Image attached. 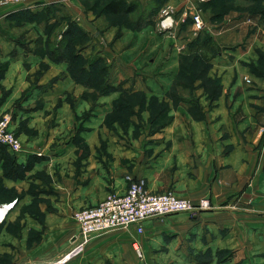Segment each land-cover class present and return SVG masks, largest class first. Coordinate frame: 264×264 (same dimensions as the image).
Returning <instances> with one entry per match:
<instances>
[{
  "label": "crops",
  "instance_id": "1",
  "mask_svg": "<svg viewBox=\"0 0 264 264\" xmlns=\"http://www.w3.org/2000/svg\"><path fill=\"white\" fill-rule=\"evenodd\" d=\"M50 1L23 0L19 5L3 6L0 25L18 20L28 10L36 12ZM136 1L144 11H150L155 3ZM209 1L159 0L162 8H172L171 29L160 25L159 7L152 13L151 22L139 28L108 24L103 16H94L92 31L99 32L105 44L98 49L95 42L89 43L83 54L90 59L104 58L111 84L121 87L96 97L92 103L83 96L87 88L72 80L64 62L50 60L45 74L36 78L38 62L43 58L33 51L35 24L25 23L11 31L2 27L9 35L0 38V60L4 62L0 116L13 108L11 130L15 132L14 127L22 124L38 130L29 137V150L19 151L18 162H24L39 142H45L39 148L45 155L50 153L51 160L60 162L59 172L71 167L74 171L70 174L76 170L77 176L75 180L66 178L64 183L68 185L61 187L59 198L50 197V203L58 208L45 213V219L58 223L59 230H50L33 243L25 229L19 235L0 231V264H59L57 260L71 244L80 241L79 228L70 225L65 207L95 205L110 193H123L126 175L143 178L149 191L171 190L194 203L207 198L209 207L193 216L177 212L148 218L141 223V231L131 224L93 234L75 254L76 259L71 261L73 255L66 264H264V135L260 132L264 125V21L257 20L264 17V0H222L226 9L219 19L211 21ZM246 2L256 8L246 9ZM195 12L201 14L212 44L220 51L210 58L207 72L209 77L219 79L218 96L209 99L206 90L198 86L199 81L190 92L198 102L201 117L192 115L187 103L170 96L180 71V56L198 36L191 20L192 36L182 38L176 30ZM22 32L24 37L19 36ZM60 73H64L62 80L42 86ZM1 89L6 91L4 98ZM121 90L143 95L141 117L132 120L125 132L114 121L116 132L102 134V118L112 111ZM70 94L74 105L69 101ZM152 99L166 105L165 116L155 122L148 110ZM86 110L91 111L83 124L87 129L77 135L86 149L71 145L69 134H58L53 127L48 133L41 129L45 125L70 126ZM133 122L145 126L134 134ZM153 124L158 128L148 133ZM16 135L22 142L23 135ZM60 140L67 144L48 149L49 143ZM48 161L34 162L29 175ZM70 180L74 184L70 185ZM2 182L7 186L25 184L24 179L4 176ZM16 203L10 212L0 206V221L16 218L20 211Z\"/></svg>",
  "mask_w": 264,
  "mask_h": 264
},
{
  "label": "rangeland",
  "instance_id": "2",
  "mask_svg": "<svg viewBox=\"0 0 264 264\" xmlns=\"http://www.w3.org/2000/svg\"><path fill=\"white\" fill-rule=\"evenodd\" d=\"M93 1L94 0H87V2L84 3L82 0V2H80L78 5L72 1L60 3L59 1L53 0V1L47 2L43 4L40 10H37L36 12L28 10L26 13L20 15L19 16L20 18H18V20L10 19V20L4 21L3 25H0V38L1 39L3 37L7 38L5 34L9 35L7 32L5 33V31L2 30V27L9 28V31H11L12 30L11 28L15 26H23L25 23H33L36 25L37 31H35L36 35L33 38V41L35 44L33 47V51L36 52V54L39 57H42L44 59L38 62L37 70L35 72V76L37 79H39L45 74L46 70L49 67L50 60L53 62H64L67 64V62L64 61L62 58L70 59L73 56V54L76 52L80 53L82 56L85 57L87 64L94 62L96 59L101 58V57H97L96 59L88 58L85 54H83V51L86 48L85 46L88 45L89 43L95 42L94 44L95 45L97 44L96 47L99 49L102 45L105 44V42L101 38L99 32L92 31V28H93L92 22L95 21L94 16H96L94 9L92 10L90 8V7H94ZM157 1L158 0H156V2ZM72 4L74 5V7ZM246 4L248 3L246 2ZM16 5H19V3H16ZM157 6L160 8L159 10L161 12L160 19H159L160 25H162L161 21L163 20V18H165L166 16H169L168 20L170 21L171 26H172L174 15H173L171 6L167 5V6H164L163 8H162V5H157ZM254 8L256 7H253L251 4H248L246 6V9H249V10H252ZM163 9H167V13H162ZM135 13L136 14L133 15L135 18L143 16V12H141L140 10H138ZM211 14L212 12L210 13V15ZM133 16L120 14V15H114L113 19L117 22L127 21L128 19L130 20ZM148 16L149 15H147L146 18H148ZM211 16H213V14ZM191 19L192 18L187 17L184 20V22H182L180 28L178 29L177 27L176 35H179L180 37L186 38V39L192 36V31L189 26ZM209 20L211 21L212 17H210ZM257 20L264 21V17L261 16V18ZM171 26H170V29L172 28ZM67 28L69 29V32L64 33V30ZM205 29H206V26H204V29L200 31H196V34L199 35L200 33L204 32ZM166 31H162V32L160 31V34H166ZM169 32L172 33L171 30H169ZM19 36L24 37L25 35L22 32ZM8 37L11 38V36H8ZM108 49L112 50V53H113L112 48H108ZM50 57L54 59H59L61 57L62 61H55L54 59ZM76 66L77 64L75 63L74 65H72L71 68L75 69ZM66 69L68 70V64L66 66ZM3 71H4V62L0 60V76H2ZM109 72H110L109 69L108 71L105 72L107 73L106 75H108V77H106L105 75H103L105 76L103 77L102 74L99 75L97 72H95V77L93 76V74L88 73L82 77L79 76L78 79L86 81L87 85L89 86L102 88L103 82H105V79L108 80V82L111 84ZM63 76H64V73L57 74L56 76L49 79L46 83H43L42 86L53 85L56 82H59V80H62L61 78ZM72 80L76 84L83 85L82 83L76 82L75 81L76 79L74 80L72 78ZM184 81H186V79ZM179 91L185 93L187 89L183 87L182 89L179 88ZM5 93L6 91L2 92V89H1V95H2L1 98L6 97ZM95 94H96V91L91 88H87L83 92L84 98L86 100L91 101V103H92L93 98L96 96ZM43 95L44 94H41V96ZM27 97L28 95L25 96V98ZM69 101L71 105H74L75 99H73L71 94L69 95ZM13 106L16 107V102L13 104ZM155 110L157 112L158 109L155 107ZM2 114L3 115L7 114V115H10V117H12L14 114L13 108L9 109L7 112H4ZM90 114H91L90 110L84 111L82 116L79 117V119H75L72 122V124H70V126L60 127V126H55V125L53 126L45 125V126H42L41 129L43 130V132L48 133L49 130L52 129L53 127L54 132L58 134L59 133L69 134L71 135V137L69 138L68 142L71 145L78 146L79 148L84 147L86 149L87 145L81 143L77 139V135L80 132H82L84 129H87V126H84L83 124H84V121L90 117ZM107 114L104 116V118H102V122L100 123L101 124L100 132L102 134L116 132L115 126L113 125L114 118L119 119L121 121L119 123L120 129L122 132H125L128 129L129 124L130 123L132 124V120L137 121L141 117L140 113H137L136 115L132 117V120L128 122L127 120H125V118L124 119L122 118L123 116L127 114V112H122V113L119 112V115L115 113H110L108 115ZM133 124H135L134 125L135 127H133V130H132L134 134L139 133V129L140 128L143 129V127L145 126L144 124H142V122H137V123L133 122ZM155 128H156V125L154 124L153 126L151 125L148 128V133ZM14 130L18 135L19 134L23 135V140L21 142L22 143L21 151L25 153L27 149L30 147L29 137L34 136V134H37L38 130L34 129V127L30 128L27 124L15 126ZM44 144L45 142H39L37 145V148L34 149V152L28 153L24 162H18L17 155L21 152H17V153L10 152L9 153V155H11L15 159L16 162L21 163V164L27 163V161H29L34 156L38 159V161L44 158H47L50 160L47 163L41 164L42 168L34 171L32 174L29 175V173L27 172L25 174V177L23 178L25 181L24 185L7 186L6 184L2 182L3 170H2V174L0 175V206L3 207L4 204H7L14 199H16V202H17V203L15 202L16 206L20 204L19 206L20 211L18 215L16 216V218H13L11 220L9 217H7L5 220L0 221V231H5V232L19 235V233L23 229H25L26 231H28L29 241L31 243H33L34 241L39 242L41 239V236L43 234H46L50 230L53 232H56L57 230H59L57 228L58 223H52L45 219V213H52L54 212L55 209L58 208V206H53L52 202L50 203V197L59 198L61 195V192H60L61 187L62 186L66 187L68 185L64 183V181H66V178L68 179L73 178L75 180L77 176L76 170L74 174H70V172L73 173L74 171V169H71V167L70 168L68 167L69 169L68 171H65V173L59 172L58 168L60 166V162L57 163L56 161L51 160L49 157L50 153L48 155H45L43 154L44 150H41V148H39L40 145H44ZM65 144L67 143L61 140L58 142L49 143L48 149L50 147H54V149L61 148V146ZM103 144L104 143L101 142V145ZM73 162L75 164L77 162V159H75ZM67 164L69 166L71 164L70 161ZM0 168L2 169L1 164H0ZM71 184H74V183H72L70 180V185ZM15 203L11 207L6 209V211L11 210L12 207L15 205ZM80 207L81 206L65 207L68 212L70 225L74 223V225H77V229H78V223L73 217V213L76 209ZM67 242L68 241L65 238V243ZM74 244H71L69 250H71L75 246ZM8 257L10 256L8 255ZM76 257L77 256L74 255L71 261L76 259ZM70 258H68L65 261V264L66 262H70L68 261ZM42 264H45V263H42Z\"/></svg>",
  "mask_w": 264,
  "mask_h": 264
},
{
  "label": "trees",
  "instance_id": "3",
  "mask_svg": "<svg viewBox=\"0 0 264 264\" xmlns=\"http://www.w3.org/2000/svg\"><path fill=\"white\" fill-rule=\"evenodd\" d=\"M83 2L86 3L87 0H83ZM154 2L155 3H153V7L150 11L142 10L140 2L136 0H94V7L90 8L92 10L94 9L96 16H103L108 24L139 28L145 25L147 22H151V15L154 11H156V8H158L157 5H159V0L157 2L156 0H154ZM207 6L212 8V19H219L221 17L222 11H224L227 7L225 3L223 4L222 0H210ZM138 10L143 12V16L135 18L133 15L136 14L135 12H137ZM120 14H125L128 16L132 15L133 17H130L132 20L128 19L127 21L120 22L115 21L113 19L114 15ZM147 15H149L148 18H146ZM68 32V28L64 30V33ZM188 47V52L180 56V71L172 84L170 96L174 99V101H183L187 103L190 113L195 117H201L202 113L200 112L198 102L196 98L190 94V92L195 87L194 83L196 81H199L198 86L203 87L204 90H206L209 99L214 100L218 96L220 91L219 79L209 77L207 75V72L210 67V58L217 54H220V51L212 44V39L208 36L206 30L200 33L196 38L191 40ZM62 59L67 62L68 72L74 80L76 79V82L82 83L84 87L91 88L96 91V96L93 99H96V97L100 95L109 94L110 92L118 90L121 87L120 84L117 86H113L106 79L105 82H103L102 88L89 86L87 85L86 81L78 79L79 76L82 77L88 73L93 74V76L95 77V72H97L99 75L102 74V76L105 75L106 77H108V75H106L108 72H105L108 71L109 65L103 58H98L94 62L87 64L85 57L76 52L70 59ZM62 59L60 57L59 59L54 60L62 61ZM75 63L77 64V66L75 67V69H72L71 67ZM185 79L186 81H184ZM183 87L187 89V91L185 92V94L187 93V95H184V93H180L179 88L182 89ZM121 91L122 92L120 96L113 102V108L110 113L119 115V112H127V114L122 118H125V120L129 122L130 120H132V117L134 115L139 113L140 110L144 108V97L141 93H132L127 92L126 90ZM136 106L138 107V110H135ZM155 107L158 109L157 112L155 110ZM148 110L150 112V119L155 122L158 118H162L165 116L166 105L164 103H159L155 99H152L148 105ZM114 121H117L118 123L121 122L119 119L115 118ZM157 128L158 127L156 126L154 130H156ZM9 153L10 151H8L5 146L0 145V164L3 170V176L12 180L23 179L25 177V174L32 169L34 162L38 160L34 156L29 161H27V163L21 164L16 162L15 159L11 155H9Z\"/></svg>",
  "mask_w": 264,
  "mask_h": 264
},
{
  "label": "built area",
  "instance_id": "4",
  "mask_svg": "<svg viewBox=\"0 0 264 264\" xmlns=\"http://www.w3.org/2000/svg\"><path fill=\"white\" fill-rule=\"evenodd\" d=\"M21 1L23 0H0V8ZM162 13H167V9H163ZM168 18L169 16L163 18L162 27L166 28L164 22ZM192 26L194 31L204 29L205 23L199 12L193 13ZM246 81L249 82V79ZM10 124V115L0 116V145L5 146L10 152L17 153L21 151L22 145L15 132L10 129ZM260 132L264 135V125L260 127ZM125 178L127 187L123 193H110L95 205L84 206L74 211L73 217L78 223L80 241L57 260V263H64L68 258L75 255L82 244L93 234L118 227H127L131 224H136L137 230L141 231V223L148 218L177 212H186L193 216L209 207L207 198H201L194 203L189 199L175 195L171 190L149 191L143 178L132 177L131 175H126ZM136 251L141 257L138 247Z\"/></svg>",
  "mask_w": 264,
  "mask_h": 264
},
{
  "label": "water",
  "instance_id": "5",
  "mask_svg": "<svg viewBox=\"0 0 264 264\" xmlns=\"http://www.w3.org/2000/svg\"><path fill=\"white\" fill-rule=\"evenodd\" d=\"M16 202V199L12 200L11 202L4 204L3 207L5 209H8L9 207H11L14 203Z\"/></svg>",
  "mask_w": 264,
  "mask_h": 264
},
{
  "label": "bare ground",
  "instance_id": "6",
  "mask_svg": "<svg viewBox=\"0 0 264 264\" xmlns=\"http://www.w3.org/2000/svg\"><path fill=\"white\" fill-rule=\"evenodd\" d=\"M164 26L165 27H170L171 26L170 21L168 19L164 22ZM0 209H3V208H0ZM2 216H0V217H2Z\"/></svg>",
  "mask_w": 264,
  "mask_h": 264
}]
</instances>
